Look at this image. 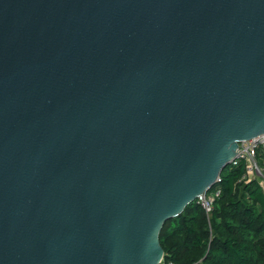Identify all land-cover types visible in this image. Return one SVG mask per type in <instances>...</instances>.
<instances>
[{
  "label": "water",
  "instance_id": "1",
  "mask_svg": "<svg viewBox=\"0 0 264 264\" xmlns=\"http://www.w3.org/2000/svg\"><path fill=\"white\" fill-rule=\"evenodd\" d=\"M263 133L264 0H0V264H159Z\"/></svg>",
  "mask_w": 264,
  "mask_h": 264
},
{
  "label": "trees",
  "instance_id": "2",
  "mask_svg": "<svg viewBox=\"0 0 264 264\" xmlns=\"http://www.w3.org/2000/svg\"><path fill=\"white\" fill-rule=\"evenodd\" d=\"M244 175V162L221 171L211 189L219 195L209 216L195 200L164 223L159 235L164 261L264 264V188Z\"/></svg>",
  "mask_w": 264,
  "mask_h": 264
},
{
  "label": "built area",
  "instance_id": "3",
  "mask_svg": "<svg viewBox=\"0 0 264 264\" xmlns=\"http://www.w3.org/2000/svg\"><path fill=\"white\" fill-rule=\"evenodd\" d=\"M235 153L229 165L236 167L244 162L245 175L242 179H257L264 188V133L256 138L240 142ZM218 182H220L219 177L216 180V184ZM211 189L212 187L196 199V202L202 207L207 216L212 212L213 203L219 195L218 190L214 191ZM159 264L175 263L172 261H164L163 255Z\"/></svg>",
  "mask_w": 264,
  "mask_h": 264
}]
</instances>
